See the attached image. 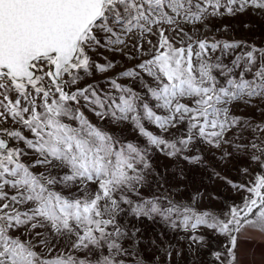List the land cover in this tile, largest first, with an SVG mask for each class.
Segmentation results:
<instances>
[{
    "label": "snow or ice",
    "instance_id": "snow-or-ice-1",
    "mask_svg": "<svg viewBox=\"0 0 264 264\" xmlns=\"http://www.w3.org/2000/svg\"><path fill=\"white\" fill-rule=\"evenodd\" d=\"M242 16L264 0H0V264H240L264 234V44L212 33ZM207 155L240 175L211 169L242 193L226 211L184 183Z\"/></svg>",
    "mask_w": 264,
    "mask_h": 264
},
{
    "label": "rangeland",
    "instance_id": "rangeland-1",
    "mask_svg": "<svg viewBox=\"0 0 264 264\" xmlns=\"http://www.w3.org/2000/svg\"><path fill=\"white\" fill-rule=\"evenodd\" d=\"M245 23L249 24V27L246 28ZM224 25L228 26L226 32L215 31L216 28H222ZM212 34L219 39L243 40L260 45L264 44V21L247 16L218 20L214 22ZM93 55L94 58L100 59L95 54ZM104 55L108 56L109 59L121 61L125 65L128 64V61L119 55L113 56L111 53H104ZM116 70L119 71V67ZM108 75H112V73L110 72ZM206 159L210 165L209 170L205 171L199 168L190 170L184 183L189 190L199 189L203 193L205 199L201 207H210L217 212L226 211L229 205L240 202L242 193H236L224 181L214 179L211 175V169L214 168L221 176H226L234 181L239 180L240 175L235 170V164L221 163L210 155H207ZM213 196L217 199H212ZM205 235L209 241V250L220 247L222 238L214 237L211 233H205ZM244 237L248 238L245 239ZM181 247H184V245H181ZM239 260L240 264H264V234L252 229L245 230L239 241ZM190 261V255L182 254L179 258L175 255L172 257V264H177V262L179 264H190Z\"/></svg>",
    "mask_w": 264,
    "mask_h": 264
}]
</instances>
